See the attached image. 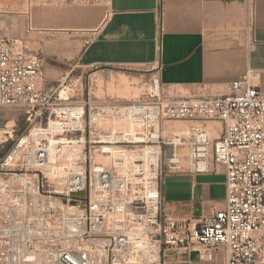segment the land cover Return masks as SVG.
<instances>
[{
  "label": "built area",
  "instance_id": "1",
  "mask_svg": "<svg viewBox=\"0 0 264 264\" xmlns=\"http://www.w3.org/2000/svg\"><path fill=\"white\" fill-rule=\"evenodd\" d=\"M46 64L40 51L0 38V112L44 120L57 100L56 91L42 87ZM257 77L248 68L217 97L171 94L156 80L154 93L119 111L148 133L150 147L134 166L124 155L108 157V165L96 161L100 142L90 139L88 150L83 136L86 102L63 109L62 118L70 115L74 124L59 127L74 137L36 149L25 163L19 149L29 137L40 142V132L33 129L2 159L16 131L0 121V264H129L140 255L145 264H165L170 253L185 257L192 249L203 261L222 251L225 264H264V93ZM166 121L220 122L223 131L213 140L194 125L164 140L156 133ZM164 145L174 150L166 164ZM179 147L190 149L193 172H209L211 160L225 168L226 208L199 222L163 210L164 165L185 170Z\"/></svg>",
  "mask_w": 264,
  "mask_h": 264
},
{
  "label": "crops",
  "instance_id": "2",
  "mask_svg": "<svg viewBox=\"0 0 264 264\" xmlns=\"http://www.w3.org/2000/svg\"><path fill=\"white\" fill-rule=\"evenodd\" d=\"M0 0V38L40 51L47 64L43 88H54L71 73L104 68L144 72L181 96H223L248 68L264 93V0ZM53 2H56L55 5ZM127 78L121 82L127 86ZM202 125L213 140L220 122L171 121ZM164 127V140L179 136ZM188 147L178 150L185 165ZM190 151V150H189ZM172 146H163L166 164ZM189 166V165H188ZM164 212L179 221L199 222L226 208V172H170L162 188ZM182 252V251H180ZM165 264H225L221 251L203 261L198 249L185 257L170 253Z\"/></svg>",
  "mask_w": 264,
  "mask_h": 264
},
{
  "label": "rangeland",
  "instance_id": "3",
  "mask_svg": "<svg viewBox=\"0 0 264 264\" xmlns=\"http://www.w3.org/2000/svg\"><path fill=\"white\" fill-rule=\"evenodd\" d=\"M36 1L38 4L44 3L43 0ZM53 3L57 5L56 2ZM121 76L128 79L127 86L129 88L125 89V83L120 81ZM156 80V78L152 77L146 78L144 72H132L126 68H104L84 73L76 70L54 88V91H56L55 98L57 99L55 101L56 105L44 120L36 122L32 119L29 121V116L24 111L16 109H5L0 112V121H14V123L11 122L9 126H15L16 131L14 141L10 140V142L6 144L1 158L3 159L8 156V151L10 149L15 150L20 140L26 138V136L28 137L33 129L40 132L43 130L40 133L42 137L40 139L42 140L38 142L37 140L39 139L36 137H29L28 146L19 149V151H21L20 160L24 163L37 153L36 149L50 148L52 139L58 142L65 136L73 138L75 135L74 132H64L63 129L58 132L55 125L58 122L62 123L61 121L66 120L69 123L68 127L70 129L74 124V119L70 115H68L66 119L62 118L64 117L62 113L63 109H73L78 106L79 102L83 101L88 103L86 115L83 120L85 128L83 136L88 140V150L90 139L100 142V144L96 145V161L108 165L110 164V159L108 157L113 155L115 157L124 155L128 157L130 166L138 164L139 161L144 160L146 152L150 147V144L147 142L148 133L136 126L132 120H126L122 117L119 111L121 108H129L134 103L154 93L156 90ZM173 92L174 91L171 90V94H173ZM89 103L91 104V109L89 108ZM176 125H178V123L171 121L163 122L160 131L156 134H159L163 138L167 136V133H162L163 128ZM175 128L176 131L181 130L182 132L188 130L187 127L176 126ZM34 133L31 134L35 135L36 133ZM40 143L42 146H40ZM58 145L59 144L55 143L53 148ZM189 150V148L186 149L182 154L189 155ZM57 154V150H54L53 155L56 156ZM100 155H103L102 158H99ZM188 165L189 163L185 165V167L188 168ZM5 169L8 170L11 168ZM163 169L164 176L162 188L165 176L170 172L179 171L177 169L170 170L165 165ZM145 261L146 260H143V257L140 255L135 261L129 264H145Z\"/></svg>",
  "mask_w": 264,
  "mask_h": 264
},
{
  "label": "bare ground",
  "instance_id": "4",
  "mask_svg": "<svg viewBox=\"0 0 264 264\" xmlns=\"http://www.w3.org/2000/svg\"><path fill=\"white\" fill-rule=\"evenodd\" d=\"M11 122L14 123V121H11ZM11 122H10V123H11ZM59 126H60V123H59V122L56 123L55 127L57 128L58 132L61 131V129H60ZM52 128H53V127H52ZM52 128H51V129H52ZM59 130H60V131H59ZM34 132H35L34 130L31 131V133H34ZM39 132H40V131H39ZM41 132H42V131H41ZM41 132H40V133H41ZM53 132H54V131H53ZM35 133H36V132H35ZM35 133H34V134H35ZM44 133H45V132H44ZM31 135H33V134H31ZM26 137H27V136H26ZM26 140H27V138H24V139H23V142L26 141ZM55 142H56V141H55L54 139L51 140V143H52V144L55 143ZM106 150H108V149H106ZM52 151H53V149H52ZM52 153H53V152H52ZM102 156H103V155H102ZM102 156L100 155L99 158H102ZM133 157H134V156H133Z\"/></svg>",
  "mask_w": 264,
  "mask_h": 264
}]
</instances>
